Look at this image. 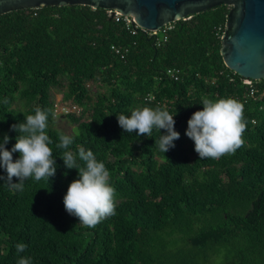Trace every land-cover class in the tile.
<instances>
[{
    "label": "trees",
    "instance_id": "obj_1",
    "mask_svg": "<svg viewBox=\"0 0 264 264\" xmlns=\"http://www.w3.org/2000/svg\"><path fill=\"white\" fill-rule=\"evenodd\" d=\"M229 7L220 3L170 23L165 41L160 32L131 33L89 5L0 13V140L7 134L11 150L19 135L13 124L37 107L55 113L54 90L60 104L79 108L63 114L71 134L49 114L55 176L30 178L23 191L0 180V264H17L19 256L31 264H264V79L247 85L223 63ZM168 68L178 70L176 80ZM205 97L243 105L244 143L234 154L200 160L187 137ZM157 106L174 115L180 133L166 153L156 144L166 130L140 136L118 123L117 114ZM59 133L73 137V153L92 150L110 173L115 214L94 228L65 210L78 170L65 167ZM0 176H7L3 168ZM17 243L27 245L24 253Z\"/></svg>",
    "mask_w": 264,
    "mask_h": 264
},
{
    "label": "clouds",
    "instance_id": "obj_2",
    "mask_svg": "<svg viewBox=\"0 0 264 264\" xmlns=\"http://www.w3.org/2000/svg\"><path fill=\"white\" fill-rule=\"evenodd\" d=\"M151 101L149 94L145 98ZM7 103V100L4 101ZM203 110L193 113L188 120L186 135L194 142V150L200 160L205 158L220 159L222 156L234 154L244 141L246 121L243 117V105L232 98L210 100L203 98ZM55 118V113L34 109V114L25 115L26 120L13 124L11 130L18 132L16 143L9 150L6 145L10 137L5 134L0 140V168L7 174L0 176L11 190L23 191L25 181L32 178L35 181L49 179L56 174V161L49 147L52 143L47 134L49 114ZM120 127L127 133L138 132V135L152 137L153 129L166 134L156 140L158 149L166 153L175 147L174 141L180 138L175 130L174 115L166 107H143L131 110L130 115L117 114ZM59 149H64L61 159L67 169H77L78 178L72 181L64 196L63 203L69 215L77 217L79 224L86 228H94L104 219L115 214V189L110 185V173L103 162H98L92 150L79 147L76 153L70 150L74 143L73 137L59 133ZM13 153H19L18 159H13ZM78 160L81 163H78ZM19 182H13V178ZM18 254L24 253L27 245L16 244ZM17 264H31L26 256H19Z\"/></svg>",
    "mask_w": 264,
    "mask_h": 264
},
{
    "label": "water",
    "instance_id": "obj_3",
    "mask_svg": "<svg viewBox=\"0 0 264 264\" xmlns=\"http://www.w3.org/2000/svg\"><path fill=\"white\" fill-rule=\"evenodd\" d=\"M220 3L230 6L220 38L223 63L243 78L264 79V0H0V13L82 4L118 11L141 28L159 30Z\"/></svg>",
    "mask_w": 264,
    "mask_h": 264
},
{
    "label": "built area",
    "instance_id": "obj_4",
    "mask_svg": "<svg viewBox=\"0 0 264 264\" xmlns=\"http://www.w3.org/2000/svg\"><path fill=\"white\" fill-rule=\"evenodd\" d=\"M107 13H108V15L113 16L115 21H120V20L123 21L125 23L126 28L129 29L131 31V33H134L137 28H139L145 32H148L150 35H157L160 32L162 34L161 36H162V39L164 41L167 39L168 31L171 28V25L169 23V24H166L165 26L161 27L159 30H146L144 28L139 27L137 24L133 23L130 18H128L127 16H123L118 11L107 9ZM221 35H220V37H221ZM111 48L114 49V51L116 53L120 54L121 57H123V53L117 47L111 46ZM166 73H167V75L172 77L174 80H176L178 78V70L176 68H168L166 70ZM243 82L246 83L247 85L250 84L249 79H243ZM249 94L250 95L254 94L253 87L249 88ZM78 110L79 109L75 105H69V106L61 105L60 106V112H64V113H68V112H72V111L78 112Z\"/></svg>",
    "mask_w": 264,
    "mask_h": 264
},
{
    "label": "rangeland",
    "instance_id": "obj_5",
    "mask_svg": "<svg viewBox=\"0 0 264 264\" xmlns=\"http://www.w3.org/2000/svg\"><path fill=\"white\" fill-rule=\"evenodd\" d=\"M54 97H55V101L57 102L56 107H55V123H54V126L58 129L64 131L67 134H71L73 132L74 125L71 124L69 119L63 115V114H65L64 112H60V106L63 105V104L59 103L61 93L54 90Z\"/></svg>",
    "mask_w": 264,
    "mask_h": 264
}]
</instances>
